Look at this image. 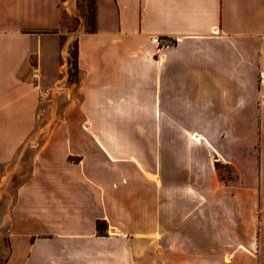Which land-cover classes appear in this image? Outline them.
Here are the masks:
<instances>
[{
	"label": "crops",
	"instance_id": "0c3cea01",
	"mask_svg": "<svg viewBox=\"0 0 264 264\" xmlns=\"http://www.w3.org/2000/svg\"><path fill=\"white\" fill-rule=\"evenodd\" d=\"M65 3L0 0V170L40 140L3 264L47 239L57 264H228L241 194L219 191L213 158L264 121V0H97L96 29L74 35L79 80L39 130L34 76L59 71Z\"/></svg>",
	"mask_w": 264,
	"mask_h": 264
},
{
	"label": "rangeland",
	"instance_id": "374dc122",
	"mask_svg": "<svg viewBox=\"0 0 264 264\" xmlns=\"http://www.w3.org/2000/svg\"><path fill=\"white\" fill-rule=\"evenodd\" d=\"M65 1L66 14L63 18L65 26L62 28L65 34L60 40L61 44L65 43V46L62 47L63 51L58 58H49L50 62L47 65V69H52L55 66L59 71L55 75L41 73L34 76L35 81L41 83L39 92L43 99L41 102H44L41 104L43 112L41 120L37 123L39 130L52 128L58 123L57 116L61 108L60 98L64 96V93L65 96L70 95L69 89L64 92V89L59 88V85L66 87L79 80L80 74L76 64L77 46L74 35L96 29L97 0ZM67 34L70 35L68 42H65ZM247 125L243 126L242 130L250 131L252 129V133L249 134L243 130L240 151L238 150L239 138L234 140L233 137H228L225 142L229 153H223L228 161L218 159L219 155L213 158L221 183L219 191L241 194L239 207L235 211L231 210L227 213L229 229L226 232L225 259L228 264L232 258H238L241 264H264V121L259 119L257 122H250L251 128L249 122ZM38 141L40 140L37 137L31 139L28 142L29 149L23 150L20 156L13 158V170L9 168L0 170V264L4 263L9 252L10 208L12 205L14 208L18 185L30 170V156ZM14 233L13 230V247L18 242V244L21 243V246H25L22 250H27L29 240H21ZM237 238L241 240L240 243L243 246L236 250L235 247L229 245V242ZM32 240L35 241V236ZM47 240L36 242L35 247L32 248L36 254L30 264H57L56 240Z\"/></svg>",
	"mask_w": 264,
	"mask_h": 264
},
{
	"label": "trees",
	"instance_id": "16d2710c",
	"mask_svg": "<svg viewBox=\"0 0 264 264\" xmlns=\"http://www.w3.org/2000/svg\"><path fill=\"white\" fill-rule=\"evenodd\" d=\"M76 64H77V50H76ZM98 226H100V223L98 224ZM100 229V227H99Z\"/></svg>",
	"mask_w": 264,
	"mask_h": 264
}]
</instances>
